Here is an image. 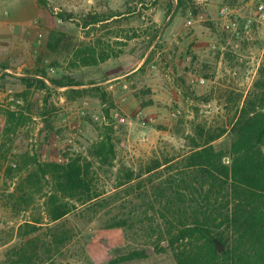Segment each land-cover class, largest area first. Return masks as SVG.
<instances>
[{
	"label": "rangeland",
	"instance_id": "obj_1",
	"mask_svg": "<svg viewBox=\"0 0 264 264\" xmlns=\"http://www.w3.org/2000/svg\"><path fill=\"white\" fill-rule=\"evenodd\" d=\"M44 1L0 0V147L11 114L31 119L29 127L14 136L0 167V264L12 242L18 241V223L30 214L14 216L2 203L15 187V180L7 176L14 154L37 146L48 161L89 156L99 126L106 121L115 129L118 162L139 170L154 158L189 150L178 133L189 132L194 121L224 117L225 96L229 91L246 93L264 64V0H174L171 11L170 0ZM225 6L233 11L228 17L221 13ZM90 10L118 14L100 30L106 40H125L134 31L141 36L131 39L118 58L73 69L72 51L85 41L79 22ZM61 12H71L74 19L64 20ZM235 17L237 26L230 28L229 20ZM155 28L160 34L150 44ZM41 68L56 79L90 83L75 88L105 86L115 104L111 118L104 116L101 100L91 94H69L70 87H54L47 78L51 94L27 86L23 78L40 77L35 72ZM231 142L227 133L213 144L228 152ZM109 176H103L107 188ZM115 214L82 208L67 217L77 228L76 248H84L92 264H106L139 247H147V256L123 264H177L166 240L157 245L155 238L109 226ZM87 261L79 257L59 264Z\"/></svg>",
	"mask_w": 264,
	"mask_h": 264
},
{
	"label": "trees",
	"instance_id": "obj_2",
	"mask_svg": "<svg viewBox=\"0 0 264 264\" xmlns=\"http://www.w3.org/2000/svg\"><path fill=\"white\" fill-rule=\"evenodd\" d=\"M173 4L170 0L168 11ZM117 15L90 10L82 16L79 23L85 41L72 51L70 68L97 66L118 58L131 39L141 36L134 31L125 40H106L100 30ZM59 16L74 19L71 12ZM159 34L155 28L150 44ZM35 74L40 77L23 78L27 86L51 94L47 78L54 87H70L69 94H91L101 100L104 116L111 118L115 104L105 86L75 88L90 83L56 79L45 68ZM229 92L224 98L228 105L224 117L215 122L194 121L189 132L178 133L189 150L164 154L139 170L118 162L115 129L106 121L99 126L89 156L70 162L48 161L37 146L14 154L7 176L15 180V187L2 203L14 216L30 214L18 223V241L12 242L3 264H59L79 257L92 264L84 248H76L80 243L77 228L67 218L82 208L115 212L108 225L120 227L126 234L155 238L157 245L166 240L177 264H264V64L246 93ZM30 120L25 115L9 116L0 167L14 136L29 127ZM227 133L232 136L230 150H217L214 141ZM109 173L107 188L103 176ZM151 212L155 217L148 216ZM147 251V247H139L106 264L143 259Z\"/></svg>",
	"mask_w": 264,
	"mask_h": 264
},
{
	"label": "built area",
	"instance_id": "obj_3",
	"mask_svg": "<svg viewBox=\"0 0 264 264\" xmlns=\"http://www.w3.org/2000/svg\"><path fill=\"white\" fill-rule=\"evenodd\" d=\"M263 9H264V4L261 5V12H262L261 16H264ZM221 13H222V15H224V17H228L229 15H231L233 13V11L229 6H225L222 8ZM237 23H238V21L235 17L231 21L229 20L228 26L230 28H232V27L234 28L235 26H237Z\"/></svg>",
	"mask_w": 264,
	"mask_h": 264
},
{
	"label": "water",
	"instance_id": "obj_4",
	"mask_svg": "<svg viewBox=\"0 0 264 264\" xmlns=\"http://www.w3.org/2000/svg\"><path fill=\"white\" fill-rule=\"evenodd\" d=\"M222 249H223V246L220 245V249L219 250L222 251Z\"/></svg>",
	"mask_w": 264,
	"mask_h": 264
}]
</instances>
